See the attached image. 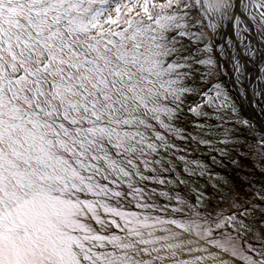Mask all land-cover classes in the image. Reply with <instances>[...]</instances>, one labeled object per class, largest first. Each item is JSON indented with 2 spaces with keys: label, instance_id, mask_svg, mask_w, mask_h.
Instances as JSON below:
<instances>
[{
  "label": "snow or ice",
  "instance_id": "snow-or-ice-1",
  "mask_svg": "<svg viewBox=\"0 0 264 264\" xmlns=\"http://www.w3.org/2000/svg\"><path fill=\"white\" fill-rule=\"evenodd\" d=\"M249 78L264 112V0H0V264H264V186L181 194L228 183Z\"/></svg>",
  "mask_w": 264,
  "mask_h": 264
},
{
  "label": "rangeland",
  "instance_id": "rangeland-1",
  "mask_svg": "<svg viewBox=\"0 0 264 264\" xmlns=\"http://www.w3.org/2000/svg\"><path fill=\"white\" fill-rule=\"evenodd\" d=\"M216 59L218 65L224 63L219 58L216 57ZM230 77L231 75L229 74L228 76L221 77V79L224 80L229 87L233 88L232 95L236 97L237 93L235 92L234 88L238 85H235L234 81ZM245 101L250 102L249 95L248 99H246ZM246 107L248 109L250 105H246ZM248 110L250 111V109ZM241 115L252 122V125L256 129V131L252 132L249 130H244L240 133L241 139L245 140L246 143L244 147L240 149L239 156H236L235 152H233V155L237 160L236 164H233L230 158H223V166H221L220 164L212 165L213 176H215L216 173H219L220 176L227 179L228 183H221L218 186L219 190H217V188L213 187V185L215 184V180L209 181L207 177H201L197 180V183L200 185V187L196 188L195 192L186 190L181 193L182 195L186 194L188 197L194 198L198 193L203 192L204 197L207 200V211L214 210L215 212H219L221 210H229L230 203L233 198H251V196L255 192H258L260 190L261 186H264V172L261 171V168L264 167V165L261 164V158L259 155H257L261 151V149L258 146V139H254V136L258 137L261 130H264V126L260 127V125L258 124V120L253 117L252 114V117L248 116V114L244 112L243 106L241 107ZM215 154L217 155L218 159L221 158L219 153ZM196 155L201 157L208 163H211L210 157L208 156V149L205 146H201L200 151ZM244 160L249 162V167L243 164ZM234 171L235 174L233 175ZM240 178L245 180L246 182V185H244L245 188L243 189L238 188L237 185L235 187H233L234 184L232 185V183H234L235 181L234 179H237L239 181ZM158 187L163 188V186ZM193 187L195 188L196 185L193 184ZM237 192H239V195ZM229 197L231 198V200L229 199ZM160 202L164 203L165 201L163 200V198H161Z\"/></svg>",
  "mask_w": 264,
  "mask_h": 264
},
{
  "label": "bare ground",
  "instance_id": "bare-ground-1",
  "mask_svg": "<svg viewBox=\"0 0 264 264\" xmlns=\"http://www.w3.org/2000/svg\"><path fill=\"white\" fill-rule=\"evenodd\" d=\"M236 2L238 3V0H236ZM237 14H240L238 9H237ZM242 18H244L246 20L248 19L246 14H244ZM248 23H249V25H251V31L248 33V35L250 37H255L256 36L255 25L250 20L248 21ZM222 30H223V32L226 35L223 37V40H221L220 42L226 44L227 43V40L229 38L235 40V28L234 27L230 28L228 26V23L225 22L223 24V26H222ZM257 44L259 45V42L258 41H257ZM217 58H219L221 60V58L219 56H217ZM225 61H227V57H225L224 58V61H222V62H225ZM226 66H227L228 72L230 71L229 74L231 75V65H230V62H228ZM247 67H248V71L251 73L252 76H259V75H261V73L259 72V65H257L256 63L250 62V63H248ZM257 83H258V81H256L255 79H252V78H249L246 81V84L249 86L248 95H249L250 101L252 99V97H251V88H252L253 85H256ZM236 87H238V86H236ZM245 104L246 105H250V107L248 108V109H250V111L247 109L248 110V113H247L248 116L252 117L251 116V114H252L253 117H255L258 120V122H259L258 124L260 125V127H263L264 126V112H261L260 108L258 106L253 105L251 102L245 101Z\"/></svg>",
  "mask_w": 264,
  "mask_h": 264
},
{
  "label": "trees",
  "instance_id": "trees-1",
  "mask_svg": "<svg viewBox=\"0 0 264 264\" xmlns=\"http://www.w3.org/2000/svg\"><path fill=\"white\" fill-rule=\"evenodd\" d=\"M243 164H244L245 166H248V167L250 166V165H249V162L246 161V160L243 161ZM230 173H231V171H230ZM234 174H235V171L233 172V175H234ZM234 180H235L234 183H232V185L234 184L233 187H235V186L237 185L238 188H241V189L245 188V187H244V185H246L245 180H243V179H241V178H240L239 181H238L237 179H234ZM237 181H238V182H237ZM235 183H236V184H235ZM237 193H238V195H239V192H237ZM238 195H237V196H238ZM229 199L231 200L230 197H229ZM229 199H228V200H229ZM222 207H223V206H222ZM222 207H221V209H222ZM221 209H220V210H221Z\"/></svg>",
  "mask_w": 264,
  "mask_h": 264
},
{
  "label": "water",
  "instance_id": "water-1",
  "mask_svg": "<svg viewBox=\"0 0 264 264\" xmlns=\"http://www.w3.org/2000/svg\"><path fill=\"white\" fill-rule=\"evenodd\" d=\"M243 108H244V112L247 114V107H246V104H245V102L243 103Z\"/></svg>",
  "mask_w": 264,
  "mask_h": 264
}]
</instances>
